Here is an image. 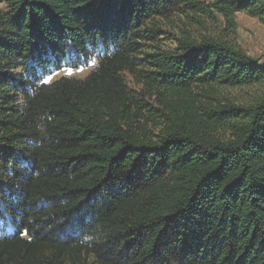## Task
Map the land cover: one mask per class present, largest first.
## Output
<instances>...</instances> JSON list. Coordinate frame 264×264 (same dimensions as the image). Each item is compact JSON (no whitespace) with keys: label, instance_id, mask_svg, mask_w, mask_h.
<instances>
[{"label":"trees","instance_id":"1","mask_svg":"<svg viewBox=\"0 0 264 264\" xmlns=\"http://www.w3.org/2000/svg\"><path fill=\"white\" fill-rule=\"evenodd\" d=\"M239 12L264 24V0H0V264H264V65Z\"/></svg>","mask_w":264,"mask_h":264},{"label":"rangeland","instance_id":"2","mask_svg":"<svg viewBox=\"0 0 264 264\" xmlns=\"http://www.w3.org/2000/svg\"><path fill=\"white\" fill-rule=\"evenodd\" d=\"M204 2H211L212 0H203ZM201 19V18H200ZM204 23L193 18L186 21H178L181 29H188L192 36L200 37L204 35L210 36H227L226 40L234 42L232 37H228L227 32L224 30L223 23L217 20L211 21V19L204 18ZM237 34L235 43L246 50L250 55L260 59L261 64L264 65V24L259 19L251 16L249 13L239 12L236 15ZM162 43L166 46L174 45L175 40L169 39L165 36L162 39ZM97 62L94 61L88 66H81L76 68H65L60 72H57L49 81L57 80L63 76L74 77L78 79L86 78L92 70L95 69ZM127 81L130 86H133V80L128 74H125ZM223 95L228 97L230 100L239 103L251 102L260 91L257 88H246V87H231L228 89H221ZM153 103V100H148Z\"/></svg>","mask_w":264,"mask_h":264}]
</instances>
